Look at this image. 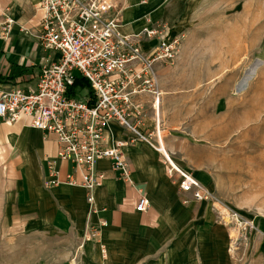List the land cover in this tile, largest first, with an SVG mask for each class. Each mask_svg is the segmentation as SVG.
<instances>
[{"label":"rangeland","instance_id":"obj_1","mask_svg":"<svg viewBox=\"0 0 264 264\" xmlns=\"http://www.w3.org/2000/svg\"><path fill=\"white\" fill-rule=\"evenodd\" d=\"M124 4V22L132 20L124 18L126 12L138 20L130 27L149 14L186 34L174 64L158 69L163 92L159 131L165 148L173 132L185 133L192 145L197 141V179L216 201L178 198L176 218L168 217L144 240L117 234L114 250L103 259L100 237L107 240V235L93 234V226L106 225L93 221V209L85 222L76 209L58 208L63 214L53 218L36 216V200L24 193L18 157L4 152L0 264H264V0ZM147 114L150 120L152 110ZM154 125L144 128L151 131ZM185 168L194 174L192 167ZM44 184L55 188L47 180ZM235 214L252 221L253 228H245Z\"/></svg>","mask_w":264,"mask_h":264},{"label":"built area","instance_id":"obj_2","mask_svg":"<svg viewBox=\"0 0 264 264\" xmlns=\"http://www.w3.org/2000/svg\"><path fill=\"white\" fill-rule=\"evenodd\" d=\"M140 1L148 4V0ZM38 9L42 12V42L58 57L41 66L36 86L0 90V116L9 123L25 116L32 127L54 134L58 158L73 162L82 174L80 182L72 173L62 181L57 161L50 160L47 184L83 187L93 202L92 191L106 179L98 162L111 160L118 177L134 185L125 148L140 140L162 154L167 174L179 183L183 193L191 194L185 202L216 201L210 189L166 152L158 114L154 129L143 130L147 108L141 97L150 96L153 108H159L163 92L158 69L174 64L186 34L149 14L139 30L127 31L122 0H40ZM14 22L7 16L0 38L9 35ZM77 76L86 79L89 86L75 87ZM113 123L129 136H117ZM137 190L140 198L136 210L146 212L150 200L144 189ZM235 216L245 228H253L252 221ZM93 234L100 236L101 229L93 226ZM101 248L106 254L105 244Z\"/></svg>","mask_w":264,"mask_h":264},{"label":"crops","instance_id":"obj_3","mask_svg":"<svg viewBox=\"0 0 264 264\" xmlns=\"http://www.w3.org/2000/svg\"><path fill=\"white\" fill-rule=\"evenodd\" d=\"M39 2L40 0H0V28L4 26L7 16L13 17L15 21L10 27L9 35L0 38V90L16 85L26 88L36 86L41 66L58 57L56 51L46 48L42 42L40 26L42 12L38 9ZM143 12L140 10L136 13ZM134 16L131 12L124 14L126 20L132 19L131 21L136 23L138 20L133 19ZM131 21L124 26L127 31L139 30L145 23L141 17L140 24L130 27ZM141 99L146 104L147 112L151 109L153 115L160 114L162 104L154 109L150 96H142ZM153 115L149 116L150 120L153 119L151 121L156 120V116ZM150 120L146 116V127L154 125ZM112 125L117 136L121 138L129 136V132L118 123ZM145 128L143 130L147 133L149 130ZM187 140L185 133L173 132L169 137L166 136L164 142L167 150L175 155L172 154L176 164L183 169L192 167L197 177V141L192 145ZM4 152L18 157V166L26 181L24 193L36 200L34 205L36 216L53 218L57 212L58 215L63 214L58 208L70 209L71 212L76 209L80 213V220L83 219L81 222H85L93 209L91 213L93 221L106 222V226H101L104 228L101 229V233L107 235V240L100 235V239L107 247L106 254L100 251L103 259L108 258L112 247L114 250L116 242L112 240L114 236L129 233L134 235L133 238L144 240L147 238L146 234L165 226L164 221L168 220V217L178 216L173 210L174 206L178 205V198H182L183 201L191 198L189 193H184L185 197L184 195L182 197L179 187L174 184L176 180L171 182L166 174L161 155L145 141L139 140L125 148V155L131 164L134 185L118 177V173L112 168L111 160L98 162V168L105 173L106 179L102 186L92 191L93 202L86 198L88 191L84 188L68 186L67 183L52 186L55 188L45 187L44 181L49 177L50 160L57 161L59 178L62 181L66 182L67 176L72 173L80 182L82 174L76 164L58 158L57 137L32 127L27 117L21 116L17 122L9 123L0 116V154ZM16 169L11 177L17 175ZM137 187L144 189L150 200V208L146 212L136 210L140 198ZM58 203H64L66 206L57 207ZM262 228L264 230V224ZM120 238L122 236L115 237L116 240Z\"/></svg>","mask_w":264,"mask_h":264},{"label":"trees","instance_id":"obj_4","mask_svg":"<svg viewBox=\"0 0 264 264\" xmlns=\"http://www.w3.org/2000/svg\"><path fill=\"white\" fill-rule=\"evenodd\" d=\"M82 87V88H85V87H88L89 86V83L86 79L80 77V76H77L76 77V80H75V87ZM92 91V90H91Z\"/></svg>","mask_w":264,"mask_h":264},{"label":"bare ground","instance_id":"obj_5","mask_svg":"<svg viewBox=\"0 0 264 264\" xmlns=\"http://www.w3.org/2000/svg\"><path fill=\"white\" fill-rule=\"evenodd\" d=\"M164 144V143H163Z\"/></svg>","mask_w":264,"mask_h":264}]
</instances>
